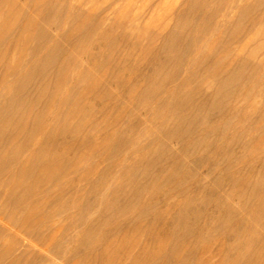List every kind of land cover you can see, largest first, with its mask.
<instances>
[{"label": "bare ground", "instance_id": "1", "mask_svg": "<svg viewBox=\"0 0 264 264\" xmlns=\"http://www.w3.org/2000/svg\"><path fill=\"white\" fill-rule=\"evenodd\" d=\"M184 1V7L173 14L174 23L161 30L148 32V46L149 44L150 46L154 45L149 49L143 45V37L135 34L132 30L124 29L122 22L114 21L103 26L106 17L100 13L95 15L96 12L86 11L84 5L88 2L85 0H71L61 6H57L52 0H42L40 16L49 19L45 23L29 19L24 26L25 29L33 30V38L37 40L34 47L36 59L32 61L26 71L22 70V63L18 65L11 63L10 41L13 38L12 27L18 23L17 18H4L0 24V50H4L2 55L0 54V68L3 73L1 85L6 90L5 92L0 90L5 95V100L0 99V199L4 200L0 203V216L3 215L1 208L5 205L21 208L25 213L22 214L20 220L27 222L28 226L22 232L23 235L15 233L7 247H0V262L3 259H8L7 264H51L45 259L46 257L32 253L36 244L26 237L31 230L38 234V238L34 240L45 241L48 239V241L51 240V243L54 240L52 245L56 248L67 247L68 243L74 244L72 251L75 256L82 255L85 261L92 260V262L101 264L105 257L111 259L119 249L128 246L129 243L124 239V232L128 233L130 228L124 223V220H117L119 217L117 215L131 219L129 227L136 234L142 231L143 219L148 218L149 220V226L143 231L148 239L140 254L135 255L129 264H193L195 259L201 260L196 256L201 236L196 240L192 239L195 234L197 235L196 226L187 220V218L194 220L197 218L196 214H141L139 211L143 212L145 206L136 212L131 211L133 206H141V204L137 205L135 197L132 196L133 198L127 199L125 205L120 206L122 198L126 199L127 197V193L120 186L112 192L106 188L85 190L91 192L95 198L111 196L110 201H106L101 206L103 214H96L98 217L95 219L88 214H79L77 219L55 225L50 222L54 217L53 214H44L42 206H37L32 211L29 209L30 203H28L32 195L30 190L32 181H36L39 186H42L49 177L67 168L73 160L63 153L67 154L76 144L65 142L61 145L58 139L69 134V131H80L87 127L88 123L83 122L82 119L86 120L90 114H93L94 108L81 111L85 108L83 100L86 96L101 101L122 98L109 87L110 82L118 83L136 100L151 102L158 99L161 106L168 105L169 112L164 117L173 120V124L170 127L166 126L165 129L168 139L177 140L187 149L202 150L203 154L211 145L210 142L205 145L203 137L198 140H187L186 138L193 132H200L204 136L210 133L215 134L214 127H209L208 124L202 122L204 116L219 117L225 108L231 107L232 113L224 119L227 122L240 119L242 115L239 110L242 107L241 103H238L240 99L236 97L239 92L238 85L241 82L260 83L264 77V56L259 55V51H250L244 54L246 44L244 39L264 22V12L253 14V10L264 7V0H242L237 4L235 2L238 0ZM13 9L14 7L11 10ZM230 9H236L233 15L229 11ZM62 11H65L70 19L77 23L70 32L72 37L85 41L98 40L97 43L103 45L104 49L96 55L98 60L94 66L84 65L76 53L69 54L67 64L61 66L57 71H53V78H47L45 75L54 69L55 63L63 51V46L50 36L48 27L57 23L56 17ZM2 13H4V8L0 7V14ZM15 13L22 15L23 9H18ZM134 19H136V15ZM218 24L224 27L221 32L223 35H220L214 42L208 43L210 37L216 35ZM118 27L123 28L118 29ZM130 44L132 50L127 55H112L111 51L120 50L122 46ZM137 51H141L147 60L149 59L145 73H142L140 65L133 62ZM96 56L94 53L91 55L93 58ZM183 66L186 67L182 72ZM189 66H194V69L189 71ZM95 67L108 69L103 79L98 80L93 77ZM127 71L130 74H141L135 79L134 77L128 79L126 78ZM9 75L15 76V83L11 86L7 82ZM36 77L40 79L38 83L41 90L36 91L34 95L24 94L28 85ZM179 77V83L173 94L176 95L175 99L173 100L172 96L159 97L161 92L166 89V85L176 83ZM208 80L212 82L214 88L203 90L204 82L206 83ZM193 82L197 84L191 87ZM65 85H67L66 92H64ZM182 90H185L183 95L180 93ZM198 97L202 99L199 104L195 105L194 101ZM26 102H29L31 108L38 103L47 106L70 105L72 109L69 114L74 119V123L70 127L61 123L59 116L55 115L52 118L55 120L53 125L47 128L46 123L48 118L50 120V116L47 110H41L42 112L39 110L35 121L30 125V118L21 109V106ZM260 110V106H254L251 112L243 115L245 124L242 129L234 131V136L226 143L227 151L225 152L220 146L217 155L214 156L213 163L216 166L226 158L231 164L244 161L245 154L237 157L236 161L233 160L234 154L230 148L241 142L249 149L252 148L253 138L245 139V136L246 132L252 129V126L254 127L250 123L253 113H259ZM100 111L103 115L107 113L104 106L100 108ZM254 128L264 130V122ZM97 129L95 125L94 130L85 135L80 145H88L91 140H94L93 137L97 134ZM40 133L42 137L36 138ZM123 133L106 139L102 146H107L109 143L113 150L122 147L125 141ZM61 146H63L62 150H60ZM163 149L166 153H170L167 154V160H172L183 168L185 163L177 159L178 157L174 155L175 152L171 154V148L166 143ZM28 150H33V153L27 154ZM138 164L139 161L129 163L127 171H133ZM179 175V173L173 172L165 177L168 182L177 179ZM127 179L133 181L131 176ZM230 179L235 184L241 181H243L242 183L247 182L244 177H239V179L230 177ZM73 184L75 185V183ZM46 191L42 189L38 195L42 196ZM138 191L137 194H139ZM222 207L228 212L226 214L228 220L233 219L236 224H239V227L243 226V220L235 218L236 214H234L233 208L225 204ZM113 208L127 214H111ZM151 208L148 207V209ZM2 221L3 218L0 217V236L10 230L9 227L1 226ZM46 223L48 224L44 228ZM161 224L162 226L159 227ZM76 227H81L82 236L75 238L71 234L70 237L69 230ZM220 228L226 229L227 226L220 225ZM117 233L121 234L119 239L114 236ZM258 240L259 237L251 235L248 239L241 241L242 251L240 253L231 247L235 254L233 259L231 258L232 263L230 264H241L240 256L242 255L252 259ZM148 242H152L154 246H147ZM138 243L139 241H135V244L140 245ZM183 245H186L188 252L179 255L178 250Z\"/></svg>", "mask_w": 264, "mask_h": 264}, {"label": "rangeland", "instance_id": "2", "mask_svg": "<svg viewBox=\"0 0 264 264\" xmlns=\"http://www.w3.org/2000/svg\"><path fill=\"white\" fill-rule=\"evenodd\" d=\"M39 1L8 0L6 2L5 0H0V7L4 8V13L0 14V24L4 18L9 17L17 18L18 21L12 27L13 38L10 41L11 63L12 65L22 63L23 71H26L32 61L36 59L34 47L37 44V40L33 38V30L25 29L24 26L29 19H34L38 23H45L49 19L40 16L39 10L42 6L40 5L42 0ZM52 1L57 6L71 2V0ZM85 1L88 2V4L84 5L86 11L90 10L96 12L95 15L100 13L106 17L102 24L103 26L114 21L117 23L122 22L124 29L132 30L135 34L142 36L143 45H146L149 49L154 45L150 46L149 44L150 47L148 46V32L161 30L174 23V12L183 8L185 2L184 0ZM239 1L241 2L242 0H238L235 4L239 3ZM13 7L14 9L11 10ZM21 8L23 9L22 15H16L15 12ZM235 10L230 9L229 11L233 15ZM263 12V6L258 8V10H253V14H262ZM135 15L136 19H134ZM56 18L57 23L49 25L48 31L50 36L63 46V51L59 55L54 69L48 71L45 76L53 78L54 72L61 66L66 65L69 54L73 53L80 57L84 65L94 66V64H97L98 57L96 55L103 51V45L97 43L98 40L85 41L72 37L70 32L77 23L72 21L65 11L60 12ZM123 27H118V29ZM223 28L221 24H218L216 35L210 37L208 43H212L220 35L222 36ZM244 41L246 43L244 54L250 51H259V55L264 56V22L258 25L255 31ZM131 50L130 44L129 46H122L120 50H113L111 53L112 55H127ZM3 52L4 50L1 49L0 54L2 55ZM92 53L95 54V58L91 57ZM148 60L141 51H137L133 62L140 65L142 73H145ZM185 67H182V72ZM95 68L93 77L98 80L103 79L108 69ZM193 69L194 66H189L188 68L189 71ZM140 74H130L127 71L126 78L134 77L135 79ZM2 75L0 68V90L2 89V92H5L6 90L1 85ZM39 80L36 77L28 85L24 94L34 95L36 91L39 92L41 90L38 83ZM179 80L180 77L176 83H168L166 89L161 92L159 97L172 96L174 100L176 95L173 94ZM14 81V75L7 77V82L10 86L15 83ZM196 84V82H193L190 86L194 87ZM109 85L122 98L120 100L107 99L101 101L95 98H87L86 96L83 100L85 108L81 111L94 108L93 114H90L91 116L89 115L86 120L82 119L83 122L86 121L88 123L87 127L80 131H69V134L58 139L61 145L65 142L76 144L67 154L63 153L73 158V160L67 168L49 177L42 186H39L36 181H32L30 185L32 195L28 202L30 203L29 209L33 211L37 206H42L44 214L54 215L50 222L55 225L67 223L71 219H77L79 214H88L95 219V217H98L96 214H103L101 206L106 201L109 202L111 196L106 195L104 198H95L91 192L89 193L85 190H94L95 188L103 190L106 188L112 192L120 186L127 193L126 199L122 198L120 206L125 205L127 199L133 198L132 196L135 197L137 205L141 204V206H133L131 211L136 212L145 206L146 208L143 212L139 211L141 214H196L197 218L194 220L187 218L188 222L195 225L197 230V235L195 234L192 239L196 240L201 236L196 255L201 260L195 259L193 264H230L232 263L231 258L234 256V252L240 253L242 251L241 241L248 239L251 235L259 237L255 254L252 259L247 258L246 255L240 256V263L264 264V130L254 128L264 122V77L260 83L241 82L238 85L239 92L236 97L240 99L238 103L240 102L242 107L239 110L242 115L240 119L227 122L224 117H229L232 113V108L228 107L220 113L221 116L219 117L214 115L202 118V122L208 124L209 127L215 128V134L210 133L204 136L200 132H193L188 135L187 140H198L203 137L205 145L210 142L211 145H209L204 154L201 152L202 150L187 149L177 140L168 139L165 129L166 126L170 127L173 124L172 119L168 120L167 117H164L169 112L168 105L161 106L158 99L151 102L136 100L130 96L131 93L125 91L118 83L110 82ZM205 88L206 90L214 88L210 80L206 83L204 82L202 89L205 90ZM66 91L67 85L64 86V92ZM2 92L0 91V94ZM184 92L185 90H182L180 92L181 95ZM0 99L5 100V95H0ZM201 99V97H198L194 104H199ZM103 106L107 109L105 115L101 114L100 111ZM254 106H260L261 110L259 113H253L252 122L250 123L254 127L252 126V129H249L245 136V139L253 138L252 148L249 149L242 142L230 148L234 154L232 156L233 160L236 161L237 157L245 154L244 161L231 164L226 158L219 163L220 165L216 166L213 163V158L217 155L218 149L222 146L223 150L227 151L226 143L234 136V131L243 128L245 124L243 115L251 112ZM21 107L24 110L23 113H26L30 118V125L35 121L39 110H47L50 116V120L48 118L46 123L47 128L53 125L55 120L52 118L55 115L59 116L61 123L69 126L74 123V119L69 114L70 109H72L70 105L56 104L47 106L43 105V103H38L31 108L29 102H26ZM95 125L98 129L96 130L97 134L93 137L94 140H91L88 145H80L85 135L94 130ZM121 132L125 134V141L122 147L113 150L109 143L107 146H102L106 139L119 135ZM41 137V133L36 136L38 139ZM165 143L171 148V154L175 152L174 155L178 157L177 159L185 163L183 168L176 165L174 161L167 160V154L170 153H166L163 149ZM62 147H60V150H62ZM26 153L31 155L33 150H28ZM135 161H139L137 167L133 171H127V165ZM173 172L180 175L178 178L176 177L177 179L167 182L165 176ZM130 176L133 181L127 179ZM230 177H236L237 179L244 177L247 182L242 183L243 181H241L235 184ZM158 180L161 181L159 182ZM147 185L150 187L148 188ZM42 189L47 190L46 193L42 196L38 195V192L42 191ZM68 190L70 191L68 192ZM137 191L139 194H137ZM151 193L153 194L151 195ZM0 200V203L4 201L3 198ZM224 204L234 209L235 218L243 220V226L239 227V224H236L233 219L228 220L226 215L228 212L222 207ZM148 207L152 208L148 209ZM113 209L111 214H127L121 210ZM24 213L23 209L12 205H5L1 208V214H3L0 216L3 218L1 226L9 227L10 230L0 236V247H7L15 233L23 235L22 232L28 226L27 222L20 220ZM12 214H15V216H12ZM117 216H119L117 220H124V223L130 228L128 233L124 232V239L129 243L128 246L126 245L119 249L111 259L105 257L104 262L101 264H129L135 255L140 254L144 243L148 239L143 232L149 226L148 218L143 219L141 223L142 231L136 234L129 227L131 219H126L125 216ZM35 221L37 220L35 219ZM47 224H44L43 227L45 228ZM220 225H226L227 228L222 229ZM161 226L162 224L159 227ZM81 231V227L71 228L69 230L70 237L71 234L75 238L81 237ZM114 236L119 239L121 234L117 233ZM26 237L36 244L32 253L46 257L45 259L51 264L52 262L53 264H98L92 262V260H83L82 255L75 256L72 251L74 244L68 243L67 247L56 248L52 245L54 240L52 243L48 239H45V241L34 240L38 238V234L36 231L31 230ZM135 241H139L140 245L135 244ZM147 244L150 247L154 246L152 242ZM187 252L188 248L186 245L181 246L178 250L179 255ZM7 263L8 259H3L0 262V264Z\"/></svg>", "mask_w": 264, "mask_h": 264}]
</instances>
